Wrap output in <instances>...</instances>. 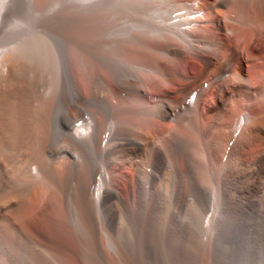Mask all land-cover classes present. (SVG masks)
<instances>
[{"label": "bare ground", "instance_id": "1", "mask_svg": "<svg viewBox=\"0 0 264 264\" xmlns=\"http://www.w3.org/2000/svg\"><path fill=\"white\" fill-rule=\"evenodd\" d=\"M225 230L264 242V0H0V264Z\"/></svg>", "mask_w": 264, "mask_h": 264}, {"label": "rangeland", "instance_id": "2", "mask_svg": "<svg viewBox=\"0 0 264 264\" xmlns=\"http://www.w3.org/2000/svg\"><path fill=\"white\" fill-rule=\"evenodd\" d=\"M243 231L225 230L217 234L209 244L208 250L219 264H264V242L256 240ZM204 240L193 244L198 255L204 254ZM189 259H183L186 261ZM186 264H194L190 259Z\"/></svg>", "mask_w": 264, "mask_h": 264}]
</instances>
